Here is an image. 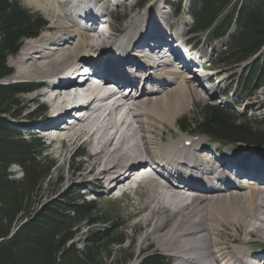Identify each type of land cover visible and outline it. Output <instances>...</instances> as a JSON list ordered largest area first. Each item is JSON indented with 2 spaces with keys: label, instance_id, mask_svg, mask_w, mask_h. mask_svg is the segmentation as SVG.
Returning <instances> with one entry per match:
<instances>
[{
  "label": "bare ground",
  "instance_id": "obj_1",
  "mask_svg": "<svg viewBox=\"0 0 264 264\" xmlns=\"http://www.w3.org/2000/svg\"><path fill=\"white\" fill-rule=\"evenodd\" d=\"M28 1L49 13L53 22L38 38L25 41L16 60H11L17 70L14 77L34 80L37 83H30L43 91L39 96L44 100L42 110L50 109L55 117L50 115L37 125L45 136L57 129L50 140L61 143L58 154L62 156L66 146L78 141L90 143L93 163L90 161L87 173L94 175L96 182L102 180L98 182L102 188L118 181L119 188L128 184V190L135 188V193L140 186L147 189V193L139 195L142 200L137 209L146 227L140 248L152 241L175 260L174 264H264V251L259 252L255 246L231 247L225 236L230 229L236 241L251 234L264 238V188L245 180L238 183L234 172L232 175L229 171L234 166L246 177L263 181V160L247 165L224 158L219 164L211 154L199 155L207 148L196 139L173 134L167 140L165 133L176 128L177 118L193 104L189 79L199 82L201 77L191 72L180 75L172 69H155L131 53L132 48L141 49L151 38L167 34L157 22L169 26V17L152 10L154 17L149 26V10L143 16L129 14L127 0H93L102 3L103 12L111 3L117 12L124 11L121 20L126 21L128 29L123 39L108 43L109 34L102 41L94 36L99 17L90 19L85 27L72 18L68 5L87 0ZM81 63L92 65L93 74L104 86L91 85L82 73ZM183 65L190 69L193 61ZM72 77L76 82L71 81ZM63 85L74 90L68 94V105L87 111L86 119L78 121L75 130L66 132L59 130L66 113L57 104L59 87ZM109 86H119L118 92ZM126 89L131 92L115 99ZM118 110L124 111L118 112L119 117L123 114L120 119L114 117ZM166 167L175 168V172ZM125 173H129L128 177L122 178Z\"/></svg>",
  "mask_w": 264,
  "mask_h": 264
},
{
  "label": "trees",
  "instance_id": "obj_2",
  "mask_svg": "<svg viewBox=\"0 0 264 264\" xmlns=\"http://www.w3.org/2000/svg\"><path fill=\"white\" fill-rule=\"evenodd\" d=\"M179 0L176 12L182 9ZM189 15L195 40L208 42L227 37L211 69L235 70L264 48V0H191ZM47 22L29 12L20 0H0V81L14 70L8 62L25 40L37 38ZM244 96L264 86V52L253 60L233 84ZM34 84H0V264H105L115 247L125 244L122 224L96 210L79 192H66L46 205L36 206L35 196L52 179L54 163L44 156L45 145L16 131L23 116L20 99ZM223 93V91H221ZM193 116L178 121L181 132L203 136L223 146L264 149V128L254 127L247 116L215 105H203ZM257 122H254L256 124ZM259 124V123H257ZM12 166L21 169L15 178ZM91 230L81 246V227ZM157 253L142 256L141 264H168Z\"/></svg>",
  "mask_w": 264,
  "mask_h": 264
},
{
  "label": "rangeland",
  "instance_id": "obj_3",
  "mask_svg": "<svg viewBox=\"0 0 264 264\" xmlns=\"http://www.w3.org/2000/svg\"><path fill=\"white\" fill-rule=\"evenodd\" d=\"M184 4L182 5V11L180 15L176 13V6L179 0H127V11L129 14L131 13H138V15H144L149 10V17L150 19L147 21V25L151 26L154 12L152 10L157 9L159 12L166 14L169 19V26L166 22L158 21L157 25L159 29L164 33H167L169 36L172 34L173 36H179V40L184 43L186 50H191V53L185 57L187 61H193V66L196 68L195 71L196 75H200L199 82L203 81V78L211 77L213 80L214 91L216 90H224L228 91L231 89V86L236 82V75L239 74L238 69L236 71H226L224 69H213L212 72L201 73L199 72V67L211 68L214 66V60L216 59L215 54L218 53V50H222L224 44L218 43L211 47L206 41L203 40H195L193 43L189 44L187 35L188 32L191 30L192 27V18L189 16V8L191 4V0H183ZM22 5L32 13L39 14L48 22V25L53 22L52 16L47 13L43 8H38L35 3H31L28 0H21ZM148 2V4L143 7V4ZM136 4L131 10V6ZM141 5V7H140ZM105 6V5H104ZM108 11H106V15L110 18V25L113 33L116 31L121 32L127 31L126 21L121 20V16L124 15V11L121 13L117 12L116 6L112 3L108 6H105ZM47 28V27H46ZM43 33V32H42ZM41 33V34H42ZM181 36V37H180ZM169 39L171 37H168ZM167 38V39H168ZM25 44V43H24ZM142 45V44H140ZM24 46V45H23ZM23 48V47H22ZM20 53V52H19ZM183 55V56H184ZM18 56V55H17ZM16 57H12L9 60V66L11 69H14L15 72L17 71L14 65H11V60H16ZM191 66V67H193ZM14 72V74H15ZM195 74V73H194ZM14 82H33L34 80H19L15 79L14 75L6 80H3L1 83H14ZM197 82V80H196ZM37 83V82H36ZM191 94L193 97V104L190 105L189 110L185 111L181 114L177 120H180L183 117L193 116L199 110L198 108L206 104V97H201L197 90L190 89ZM43 91H39L36 93H30L23 95L20 99L21 109L23 110V116L18 121H16L15 128L16 131H22L23 136L29 138L30 136H36L37 138H42L44 135H39L36 131L39 129V122L42 119L46 120L51 114L50 109L42 110V104L44 105V100L40 99L39 96ZM248 99L242 95H230L229 101L227 106L228 108L235 111V113L243 118L247 116L249 121L251 122L252 126L264 128V88H259L256 92H254ZM37 98V100H33ZM240 105H238V103ZM50 108V107H49ZM44 109V108H43ZM45 111V113H44ZM124 114L123 110H118ZM120 117H116L120 119ZM102 116V115H101ZM30 119L31 121H27ZM130 119V118H129ZM129 121V120H128ZM178 122V121H176ZM257 122L259 124H254ZM49 127L50 125H46ZM52 126V125H51ZM37 129V130H36ZM40 131V130H39ZM36 133V134H35ZM175 135V137L180 138H188L185 134L180 133L178 130V126L176 124V128L172 129L170 132L165 133V137L167 140L171 139V136ZM183 136V137H182ZM190 139V138H189ZM46 146V155L49 160L54 163V168L52 170V179L38 192V194L34 198V202L36 206H43L49 203L50 201L56 199L57 197L63 195L66 192H79L81 196L85 197L86 201H94L96 202V210H101L108 214V217L111 220L118 219L117 223L119 225L122 224V232L125 244L122 247H115L113 249V254L110 259H106L105 264H140L141 257L149 254V253H159L165 258L170 260V263H174V259L170 258L166 255L160 248H158L154 243L147 242L145 243V248L141 249L140 244L142 243L144 233L146 231L145 224L141 221V213H138L140 208V201L142 200L140 196L142 194L147 193V189L143 186H140L137 192H131L128 195H125L121 199H119L118 194L115 195L116 197H112L106 195V190L102 185L98 182L102 181L99 180L96 182L94 175H89L88 169L92 162V152H93V145L90 143H83V141H78L76 144L72 146H66L63 150V155L57 153V150L60 145L58 143L50 146L47 139L43 141ZM200 142L203 146H207L213 149H220L223 151L226 156L223 158H230L229 156L233 157H245L244 159L250 160H263L264 162V153L260 152H252L248 151L247 148H238L237 146H228L223 147L218 144H211L209 141L207 142L205 139L201 138ZM204 147V148H207ZM85 152L87 157L77 158L79 153ZM251 153H254L252 155ZM252 155V156H248ZM89 156L90 159H89ZM230 158L231 160H234ZM243 159V160H244ZM242 160V161H243ZM92 163H91V162ZM220 164V161H218ZM9 172L15 177H21V169L17 166H13ZM264 177V176H263ZM125 187V185L123 186ZM146 191V192H145ZM140 192V193H139ZM138 194V195H137ZM140 198V200H139ZM58 199V198H57ZM146 199V198H145ZM144 202L147 200H143ZM139 203V204H138ZM99 227H88L84 225L81 227V232L78 235L77 243L81 246V243L84 242L85 237L90 233L91 230H96ZM233 235V236H232ZM227 236L226 238L230 240V246L232 247H240V248H249L252 249V245L250 242L256 245L255 247H259V249L264 248V238H260L257 234L249 235L246 237H242V241H236L235 236L232 230L227 229ZM248 237V238H247ZM239 243V244H238ZM246 243V244H245ZM242 244V245H241ZM249 244V245H248ZM235 245V246H234ZM239 245V246H238ZM263 245V246H262ZM172 263V264H173Z\"/></svg>",
  "mask_w": 264,
  "mask_h": 264
}]
</instances>
